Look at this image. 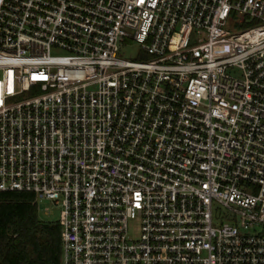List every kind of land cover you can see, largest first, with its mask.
<instances>
[{"label":"built area","instance_id":"1","mask_svg":"<svg viewBox=\"0 0 264 264\" xmlns=\"http://www.w3.org/2000/svg\"><path fill=\"white\" fill-rule=\"evenodd\" d=\"M2 191L60 264H264V0H0Z\"/></svg>","mask_w":264,"mask_h":264},{"label":"trees","instance_id":"2","mask_svg":"<svg viewBox=\"0 0 264 264\" xmlns=\"http://www.w3.org/2000/svg\"><path fill=\"white\" fill-rule=\"evenodd\" d=\"M33 195L0 192V264H60L59 226L40 220Z\"/></svg>","mask_w":264,"mask_h":264},{"label":"rangeland","instance_id":"3","mask_svg":"<svg viewBox=\"0 0 264 264\" xmlns=\"http://www.w3.org/2000/svg\"><path fill=\"white\" fill-rule=\"evenodd\" d=\"M243 21V20H242ZM246 26L245 22L235 23L229 26L230 30H237L241 27ZM137 44L134 42H129L127 46L120 49L119 54L123 58H132L136 54ZM221 51H228L227 49H221ZM37 214L40 220L55 222L58 218L59 207L54 205L48 199H38L36 201ZM138 232V224L136 221H131L128 225V234L133 237Z\"/></svg>","mask_w":264,"mask_h":264}]
</instances>
